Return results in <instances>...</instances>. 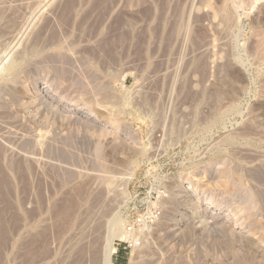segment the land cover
<instances>
[{
  "label": "rangeland",
  "instance_id": "rangeland-1",
  "mask_svg": "<svg viewBox=\"0 0 264 264\" xmlns=\"http://www.w3.org/2000/svg\"><path fill=\"white\" fill-rule=\"evenodd\" d=\"M110 239L264 264V0H0V264Z\"/></svg>",
  "mask_w": 264,
  "mask_h": 264
},
{
  "label": "bare ground",
  "instance_id": "bare-ground-1",
  "mask_svg": "<svg viewBox=\"0 0 264 264\" xmlns=\"http://www.w3.org/2000/svg\"><path fill=\"white\" fill-rule=\"evenodd\" d=\"M126 234L127 233H124L123 231L120 230L116 234V237H118L120 239H125V238L127 239ZM112 243H113V239H110V240H108V242L105 245L104 252H103V255H102V264H111V257H112V254L115 252V248L113 247V244ZM131 257L132 258L130 259L129 264H136L137 263V260L135 261L134 257L133 256H131Z\"/></svg>",
  "mask_w": 264,
  "mask_h": 264
},
{
  "label": "trees",
  "instance_id": "trees-1",
  "mask_svg": "<svg viewBox=\"0 0 264 264\" xmlns=\"http://www.w3.org/2000/svg\"><path fill=\"white\" fill-rule=\"evenodd\" d=\"M117 264H120L119 262H117Z\"/></svg>",
  "mask_w": 264,
  "mask_h": 264
}]
</instances>
